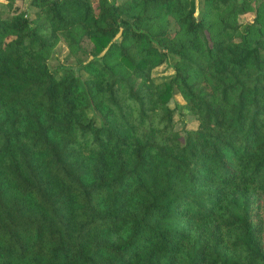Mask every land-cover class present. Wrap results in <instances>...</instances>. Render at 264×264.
I'll list each match as a JSON object with an SVG mask.
<instances>
[{"label": "trees", "instance_id": "obj_1", "mask_svg": "<svg viewBox=\"0 0 264 264\" xmlns=\"http://www.w3.org/2000/svg\"><path fill=\"white\" fill-rule=\"evenodd\" d=\"M21 1L0 16V264H264V0ZM58 39L86 78L50 70Z\"/></svg>", "mask_w": 264, "mask_h": 264}, {"label": "rangeland", "instance_id": "obj_2", "mask_svg": "<svg viewBox=\"0 0 264 264\" xmlns=\"http://www.w3.org/2000/svg\"><path fill=\"white\" fill-rule=\"evenodd\" d=\"M123 0H114L116 3H121ZM253 2V1H252ZM196 3V14L199 16L204 10L203 0H195ZM24 12L27 13L29 19L34 17L36 8L30 4V0H22L19 2ZM255 4V3H254ZM6 0H0V16L6 17L9 16V13L6 11ZM254 17L252 12L246 13L245 15L240 16V21L248 22L251 21ZM171 26L174 28L173 19H171ZM87 47H90V44H87ZM176 62V57L170 55L166 61L160 66L154 68L151 71V75L158 82L170 81L171 77L174 74L173 66ZM47 63L50 70L57 76H61L64 69H71L75 74L80 75L82 78H86L87 74L82 72L79 64L77 62L76 56L71 52L67 47L65 42L62 39H58L55 45L49 50ZM203 84L207 85V82L203 78H198ZM172 87V99L170 102V107L174 110V128L183 134L186 130H195L197 128V118L190 114L186 107V101L181 96L179 89L173 83ZM88 116L94 120L96 124L99 123V118L96 113L92 110L88 111Z\"/></svg>", "mask_w": 264, "mask_h": 264}]
</instances>
